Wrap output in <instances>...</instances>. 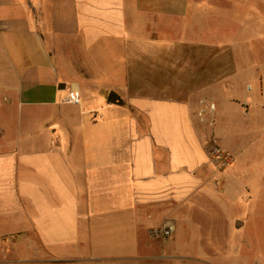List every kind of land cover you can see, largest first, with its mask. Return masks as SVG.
Returning <instances> with one entry per match:
<instances>
[{
  "label": "crops",
  "instance_id": "1",
  "mask_svg": "<svg viewBox=\"0 0 264 264\" xmlns=\"http://www.w3.org/2000/svg\"><path fill=\"white\" fill-rule=\"evenodd\" d=\"M234 7L0 0V264L205 256L211 207L220 233L244 228L238 195L248 191L242 174L253 154L243 128L260 121L242 120L249 92L241 74L211 72L228 56L237 64L241 43L222 19ZM69 91L80 105L63 103ZM111 92L120 104L107 101ZM212 137L231 156L224 167L206 152ZM167 221L175 228L168 240L149 234Z\"/></svg>",
  "mask_w": 264,
  "mask_h": 264
},
{
  "label": "rangeland",
  "instance_id": "2",
  "mask_svg": "<svg viewBox=\"0 0 264 264\" xmlns=\"http://www.w3.org/2000/svg\"><path fill=\"white\" fill-rule=\"evenodd\" d=\"M232 2L235 6L234 9L223 14L222 19L225 29L235 32V40L241 43L240 48L237 49V64L229 62L231 57L228 56L226 64L221 61L212 63L211 72L212 78L222 73H226L228 76L233 75L231 77H234L235 74L238 77L241 74L244 91L249 92L240 102L243 112L242 120L260 121L251 124L247 129L243 128L249 134L243 135L242 140L247 137V152L253 154L242 174V180L247 184L248 191L241 188L238 195L239 209L246 208L245 226L235 234L224 235V233H220L225 232L224 222L218 217L212 216L217 210L213 207L207 208L211 215L205 218L203 226L206 228V232H202L205 234L206 239L203 240L208 253L205 256L199 253L186 256L182 254L183 252H179L171 257L164 251L161 258L156 261L157 264H264V0H232ZM214 55L218 56L217 59L219 57L224 59L222 52L215 53L212 50V56ZM231 82L227 80L228 84ZM250 89L254 92L251 93ZM209 104L214 105L215 109L216 104L213 101H210ZM214 113L215 110L210 113V126H213ZM212 136L217 137L216 135ZM252 180L258 186L251 187ZM251 189L254 191L252 192ZM174 232L175 228L173 234ZM176 234L178 237H183L180 231H176ZM199 234L198 230L188 233L192 239L189 241L190 244L197 245V239L202 236ZM211 240L219 241L220 245L212 246ZM217 249L225 251L226 254L216 256ZM112 261L113 259H102L91 264H108ZM137 262L143 261L138 258L134 259V263Z\"/></svg>",
  "mask_w": 264,
  "mask_h": 264
},
{
  "label": "built area",
  "instance_id": "3",
  "mask_svg": "<svg viewBox=\"0 0 264 264\" xmlns=\"http://www.w3.org/2000/svg\"><path fill=\"white\" fill-rule=\"evenodd\" d=\"M63 103L70 105H80V96L75 91H69L68 94L63 98ZM208 109L210 113L213 112L214 105L208 104ZM206 152L210 160L215 163L218 167H224L231 161L230 154L221 149L218 140L214 137L209 140V143L206 146ZM173 230V223L167 221L159 227L150 229L149 234L153 238L168 240L172 236Z\"/></svg>",
  "mask_w": 264,
  "mask_h": 264
},
{
  "label": "water",
  "instance_id": "4",
  "mask_svg": "<svg viewBox=\"0 0 264 264\" xmlns=\"http://www.w3.org/2000/svg\"><path fill=\"white\" fill-rule=\"evenodd\" d=\"M59 88H64V85H60ZM107 101L109 103H112V104H120L121 103L120 97L114 92H111L108 95Z\"/></svg>",
  "mask_w": 264,
  "mask_h": 264
}]
</instances>
